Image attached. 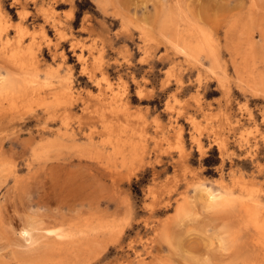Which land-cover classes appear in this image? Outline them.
I'll list each match as a JSON object with an SVG mask.
<instances>
[{
  "label": "rangeland",
  "instance_id": "rangeland-1",
  "mask_svg": "<svg viewBox=\"0 0 264 264\" xmlns=\"http://www.w3.org/2000/svg\"><path fill=\"white\" fill-rule=\"evenodd\" d=\"M66 1L68 4L36 0V6L29 4L28 8L34 12L33 6L46 9L53 5L64 27L63 34L85 43L93 57L102 50V60L110 64L109 80L114 85L126 82L130 95L135 91L131 76L150 80L146 86L154 94L153 101L148 104L134 100L128 117L119 114L120 121H129L126 134L140 159L131 158L129 146L123 151L124 160L117 153L102 162L93 158L94 148L84 139L89 130L78 107L66 123L74 130L80 122L82 133L74 130V143H55L56 133L64 131L61 111L47 115L33 101L22 108L19 102L11 105L10 99L0 100V113L24 109L17 120L8 123L5 116L0 123V264H264L260 262L264 261V245L255 240L254 249L253 242L246 240L248 234L252 235L248 228L253 218L247 209H254L258 219L264 210V143L260 140L264 127L257 115L264 108V97L244 98L235 87L230 68L228 95L210 82L201 92L191 86L176 100L168 95L176 77L170 64H158L152 75L144 74L147 67L140 61L144 47L140 29L147 31V43L159 45L154 53L163 52L164 45L156 33L157 16L175 0ZM3 2L12 17L8 33L13 35L16 8L10 7V0ZM178 2L187 22L199 21L220 35L224 23L236 18L238 12L244 14L248 7L246 0ZM26 21L23 25L27 32L36 31L42 23L41 14ZM80 24L89 30L81 31ZM46 30L51 38L58 37L47 26ZM63 45L66 56L71 57L66 41ZM68 63L74 65V91L89 87L78 75L75 59ZM40 64L42 70L57 65L45 48ZM195 75L193 71L192 77ZM166 82L171 88L161 91V84ZM246 99L258 119V129L244 120L235 125L241 116L238 106ZM197 100L203 103V110L196 111ZM226 101L227 111L223 109ZM166 104L173 107V112L183 106L194 117V127L184 118L179 119L186 157H182L172 131L161 134V127L168 122ZM155 118L159 128H155ZM197 134L201 152L191 142V136ZM240 136L249 141L250 155L237 142ZM93 137L97 143V134ZM220 139L226 140L225 148L218 149ZM230 180L245 183L249 190L225 196V202L218 206L193 189L194 184L202 183V187L216 192ZM28 221L38 230L32 232L36 244L27 247L21 230ZM89 228L100 230L98 246L74 255V246L82 242V231L89 232ZM48 229L53 232L47 233Z\"/></svg>",
  "mask_w": 264,
  "mask_h": 264
},
{
  "label": "bare ground",
  "instance_id": "bare-ground-1",
  "mask_svg": "<svg viewBox=\"0 0 264 264\" xmlns=\"http://www.w3.org/2000/svg\"><path fill=\"white\" fill-rule=\"evenodd\" d=\"M10 1V7L16 8L15 14L17 19L13 35L8 33V29L12 25L9 24V22L12 23V17L5 8L3 0H0V70L4 71V74H0V100L10 99L11 105L19 102L22 108H24V104L28 101H33L47 115L51 113L56 114L55 111H61L60 121L64 131L56 133L57 138L53 141L55 143L59 140L74 143L73 137L77 132L74 130L83 131L80 122H77L78 124L74 130L70 129L66 123L71 111L74 110V107H78L83 117L82 119H85L83 123H85L84 125L89 130V133L84 134V139H86L88 146L92 147V149L94 148V153L91 154L94 155L93 158H96L98 162H102L109 159L112 153H117L124 160L126 156L123 153L126 151H123L129 146L130 149L127 153L130 154L131 158L138 159L139 155L134 151L135 145L126 134L130 126L128 124L129 121H120L119 114H122L124 118L128 117L129 105L134 100H137L139 103L146 101L148 104L153 101L152 97L154 94L146 86L150 80L147 78L136 80L134 76H131L130 80L134 85L135 91L134 95H130L126 82H118L114 85L109 80L108 69L110 64L102 60V50H98V56L93 57V54L89 52L90 49L85 43L71 39V37L67 38L63 34L64 27L62 22L58 20L57 15H55L53 5L49 8L41 9V7L35 8L36 0ZM49 1L53 4L67 2L66 0ZM246 1L248 2V7L246 11L244 10L245 13L240 14L238 12L236 18L229 19L224 23L222 35L217 33L218 30L209 29L199 21L193 23L191 21L187 22L184 19V12H182L183 10L180 8L178 0H175L172 6L159 11L155 27L159 41L161 40L160 42L164 45L163 52L154 53V50L159 45L147 43V31L142 28L140 29L139 37L144 46L140 61L142 65L147 67V71L144 74H151L158 64H170V70L176 72V77L172 84L174 85L173 91L168 95L176 100L177 95L184 90L190 89L191 86H194L197 92H201L207 88L210 82L215 83L217 88L222 90L225 95H228L231 86L227 80V69L230 68L235 87L244 98L247 95L263 98L264 0ZM29 4L35 5L32 7L35 9L34 12L28 8ZM36 13L41 14L42 23L38 30L27 32L23 22L34 17ZM46 26L57 32L58 37L51 38L46 32ZM80 29L81 31H88L89 27L82 24ZM61 41H66L68 46L67 51L71 54V57L66 56L65 47ZM44 48L49 54L51 61L53 63L56 62V67L50 66V68L44 70L40 69V60L43 57ZM71 58H74L75 65L79 66L78 75L84 77L86 79L85 85L89 86L83 90L80 88L81 91L76 90L77 92L74 91L73 85L74 65L68 63ZM89 58H91V62H89ZM111 63L115 64L116 61H112ZM41 71H43L42 74ZM193 71L196 72L194 78L192 77ZM170 88L171 86H169L168 82L161 84V91L165 89L169 90ZM247 102L248 100L246 99L238 106L241 116L236 119L235 125L242 124V120H244L252 124L255 129H258V119L251 112V108L247 105ZM202 105L203 103L197 100L195 106L198 108L196 111H200ZM165 106L168 109H166L168 111V122L166 127H161V134L164 135L166 132L172 131V134L180 144L179 150L182 157H186L182 146L183 123H179V119L184 118L185 123L188 122L194 127L196 124H194V117L183 106L174 112L172 111V106L170 107L168 104ZM223 109L225 111L229 110L227 101ZM19 110L22 111L7 113L8 115L5 114L6 112L0 113V123L4 121L5 116L8 117L7 122L9 123V121L13 122L16 118L22 116V114L24 115V109ZM139 111L141 110L139 109ZM258 113L259 121L264 127V108L259 109ZM154 123L156 124L155 128H159L158 118H155ZM97 126L100 128L99 131L96 130ZM158 128L157 130H160ZM94 134L98 136L97 143L94 142ZM198 135L191 136V142L195 144L196 150L201 152L202 145L197 137ZM260 136V140L264 143V128L260 132ZM99 138L101 139L99 140ZM237 142H239L240 147L245 148L244 153L246 155L251 154V151L248 149L249 141L245 137L242 138L240 136ZM217 144L218 149L225 148L226 140L220 139ZM202 186V183L194 184V192L198 190V193L203 194L206 200L215 206L222 205L225 202V196L229 194L234 192L242 193L249 190L245 183L237 180H230L228 184H221L220 189L216 192ZM235 188L236 190H234ZM247 210L250 213L252 212L253 218L250 222V228H248L251 230L252 235L248 234L246 240L250 244L253 242L252 248L257 249L255 240L258 244L260 242V245H264V210L260 219L256 218L255 214L257 212L254 209ZM91 229H88L89 232L82 231V242L77 245V248L74 246V249H76L74 255L82 251L87 252L98 246L99 237L97 234L100 230L93 232ZM37 230L33 222L28 221L23 226L21 234L25 235L24 242L28 243L27 247L36 244V239H34L32 232ZM46 232L52 233L53 231L48 229ZM57 236L60 235L57 234ZM30 251L28 250V252ZM260 262L264 263L263 260H260Z\"/></svg>",
  "mask_w": 264,
  "mask_h": 264
}]
</instances>
